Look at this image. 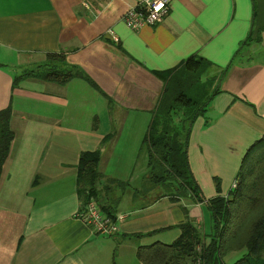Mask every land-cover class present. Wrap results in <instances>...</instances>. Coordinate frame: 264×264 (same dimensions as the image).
Wrapping results in <instances>:
<instances>
[{
    "label": "crops",
    "instance_id": "0c3cea01",
    "mask_svg": "<svg viewBox=\"0 0 264 264\" xmlns=\"http://www.w3.org/2000/svg\"><path fill=\"white\" fill-rule=\"evenodd\" d=\"M139 1L0 0V110L10 106L13 132L0 174V264H142L137 247L173 242L185 221L210 233L206 201H171L165 192L149 198L159 186L147 173L142 138L163 87L155 71L191 55L212 63L207 76H217L219 92L190 125L187 143L206 199L218 195L215 178L227 196L245 150L264 135V61L252 57L264 55V0H170L161 22L133 30L123 16ZM49 53L95 86L81 77L13 85ZM94 150L99 188L109 178L129 186L137 171L149 181V199L133 193L127 207L102 192L101 202L122 216L109 237L79 218L77 164L81 152Z\"/></svg>",
    "mask_w": 264,
    "mask_h": 264
},
{
    "label": "trees",
    "instance_id": "16d2710c",
    "mask_svg": "<svg viewBox=\"0 0 264 264\" xmlns=\"http://www.w3.org/2000/svg\"><path fill=\"white\" fill-rule=\"evenodd\" d=\"M211 64L200 56L191 55L174 68L154 72L163 87L142 138V145L149 152L147 173L152 182L164 187L165 196L171 201L180 198L195 203L206 201L211 231L203 234L191 222L185 221L177 226L180 234L173 242L138 246L135 256L142 264H225V257L231 253H241L232 264H264V135L245 150L235 174L236 187L231 188L226 197L220 196L219 180L215 178L218 195L206 199L188 162L190 125L203 115L211 98L219 92L217 86L200 103L190 95L198 85H203L204 89L213 85L211 83L217 76H207ZM223 73L218 76V81ZM24 77L57 84L81 77L95 86L81 69L67 65L61 54H47V62L17 76L13 85ZM10 116V106L0 110V174L13 138ZM99 159V150L80 153L76 193L83 207L81 211L90 200H94L103 216L115 219L113 206L102 203L100 198L102 192H109L110 187L116 185L123 186L124 182L109 178L107 186L99 188Z\"/></svg>",
    "mask_w": 264,
    "mask_h": 264
},
{
    "label": "built area",
    "instance_id": "2783aa9c",
    "mask_svg": "<svg viewBox=\"0 0 264 264\" xmlns=\"http://www.w3.org/2000/svg\"><path fill=\"white\" fill-rule=\"evenodd\" d=\"M170 0H140L135 6L126 10L123 16L125 24L138 30L145 25H155L162 21L167 13ZM236 187V180L232 182L231 188ZM80 220L89 227L95 234L109 237L117 233V222L122 220V216L115 219L105 217L99 211L94 200H90L83 211L79 214Z\"/></svg>",
    "mask_w": 264,
    "mask_h": 264
},
{
    "label": "rangeland",
    "instance_id": "374dc122",
    "mask_svg": "<svg viewBox=\"0 0 264 264\" xmlns=\"http://www.w3.org/2000/svg\"><path fill=\"white\" fill-rule=\"evenodd\" d=\"M263 56L264 55H262L260 52H256L255 54H253L252 57H254V59L256 60L264 61ZM6 67H8L9 70L13 69V67L8 65L7 63H6ZM20 72H22V70H19L17 73H20ZM215 82L216 81H213L211 83L213 85L209 86V88H206V89L203 88V85L196 86L191 91V94H190L191 97L199 103L204 101L206 97L212 92V90H214L218 86ZM140 174H142V172L137 171L138 179L136 180V182L130 183L129 186L126 185V183H124L123 186L116 185L115 187H110L109 189L110 196L112 198V201L115 203V205H118V203L121 201L123 202L122 203L123 207L129 206L130 198L133 193L138 194V197H141L143 200L152 198V196L156 197L164 193L165 191L164 187L154 188L155 189L154 195H150L149 198L148 197L143 198V196H145L146 194V190H147L146 188H147V185H149V181L146 178H143V179L139 178ZM14 228H15L14 232L18 231V228H19L18 222H16ZM239 255H240L239 253L229 254L225 257V261L228 264H232L233 262H235L236 260L240 258Z\"/></svg>",
    "mask_w": 264,
    "mask_h": 264
}]
</instances>
